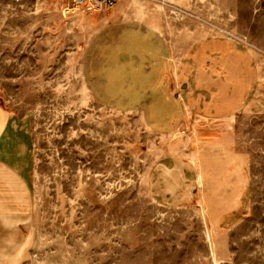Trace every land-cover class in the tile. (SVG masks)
Instances as JSON below:
<instances>
[{"label":"rangeland","instance_id":"374dc122","mask_svg":"<svg viewBox=\"0 0 264 264\" xmlns=\"http://www.w3.org/2000/svg\"><path fill=\"white\" fill-rule=\"evenodd\" d=\"M113 2L88 12L77 0H0V100L28 117L34 140L35 221L25 264H264V0ZM99 12L126 27L155 28L175 62L200 39H236L256 60L249 103L216 123L189 109L160 136L147 109L88 82L84 28ZM166 84L176 89L175 79ZM211 126L227 134L250 181L244 216L218 229L199 192L167 204L148 183L177 141Z\"/></svg>","mask_w":264,"mask_h":264},{"label":"crops","instance_id":"0c3cea01","mask_svg":"<svg viewBox=\"0 0 264 264\" xmlns=\"http://www.w3.org/2000/svg\"><path fill=\"white\" fill-rule=\"evenodd\" d=\"M111 17L94 14L84 28L91 32L83 49L88 82L94 92L115 94L128 107L147 109L160 136L181 125L179 117L189 109L200 120L216 123L237 116L249 103L259 79L256 60L236 39H200L175 62L158 30L139 29L136 23L126 27ZM172 65L176 89L166 84L174 82ZM172 91L180 94L178 99H172ZM218 132L214 126L201 128L177 141L148 180L154 196L167 204L185 203L199 192L217 229L244 216L250 188L245 163L227 134ZM33 168L30 121L0 100V264H25L29 258Z\"/></svg>","mask_w":264,"mask_h":264},{"label":"built area","instance_id":"2783aa9c","mask_svg":"<svg viewBox=\"0 0 264 264\" xmlns=\"http://www.w3.org/2000/svg\"><path fill=\"white\" fill-rule=\"evenodd\" d=\"M77 2L80 5H88L89 7L86 8L88 12L110 8V6L112 7L114 4L113 0H77ZM184 129L180 131L182 135H185L187 133V129Z\"/></svg>","mask_w":264,"mask_h":264}]
</instances>
